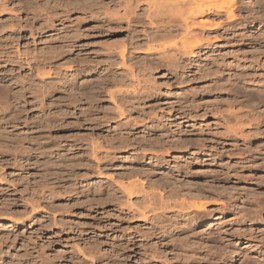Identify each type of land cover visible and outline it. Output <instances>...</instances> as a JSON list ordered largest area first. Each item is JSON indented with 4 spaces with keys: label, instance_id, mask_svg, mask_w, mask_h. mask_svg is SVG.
<instances>
[{
    "label": "rangeland",
    "instance_id": "374dc122",
    "mask_svg": "<svg viewBox=\"0 0 264 264\" xmlns=\"http://www.w3.org/2000/svg\"><path fill=\"white\" fill-rule=\"evenodd\" d=\"M158 1L128 24L125 0H0V264H264V14L243 0L235 28L206 17L226 22L204 30L214 46L170 62L136 45L180 24H148ZM181 37L153 45L174 52ZM120 45L142 67L119 95L125 116L105 91L127 74ZM127 181L144 192L128 199ZM171 191L209 203L200 224L177 207L159 213L183 231L136 216Z\"/></svg>",
    "mask_w": 264,
    "mask_h": 264
},
{
    "label": "bare ground",
    "instance_id": "6f19581e",
    "mask_svg": "<svg viewBox=\"0 0 264 264\" xmlns=\"http://www.w3.org/2000/svg\"><path fill=\"white\" fill-rule=\"evenodd\" d=\"M127 1H129L130 5H128L126 3ZM142 1H148V0H125V2H124L125 3V5H124L125 11H124L123 16L128 21V24H131L132 21H134V22L138 21L141 18V16L138 13L136 14V12L133 9H138L141 6ZM221 1H223V0H221ZM242 1L243 0H228L229 5H227V3H225V2H223L224 3L223 5H220V4H214L215 1H213V0H208V1L207 0H160V3L158 1V4H157V2H156V4H153L154 6L156 5L157 6L156 8L159 9V10L156 9V12H152V9H151L152 4L148 3L149 8H147L148 10L146 12H144V14L146 15V20H147L148 24H151V25L155 24V18L158 17L157 15H163L164 13L167 14L168 12L179 15L178 17L180 20H178V21H180V24H178V26H171L170 27L168 25L167 26L165 25L164 27L156 28V29H154V31H156L154 33H149V32L147 33V31H144L146 38H147V40H146L147 42L144 45L139 44V43L136 44L137 50H142L143 47H145V50L148 54L151 55L152 53L156 52V54L158 56H160L163 60H164V58L168 57L169 54L172 53V54H174V57L171 58L172 60H170L168 58V60L170 62H173V60H175V58L176 59L178 58L177 60L179 61V56L182 55L183 53H185V54L188 53V54L193 55V54H195V51H194L195 49L199 50V49L204 48L205 45L207 47H210L212 45V43L210 44V41L206 42L207 44L203 45V43L205 42L204 40L207 41V39L205 37L206 32L204 31L206 28L208 30H209V28L210 29H215V28L218 29L221 27L224 28L223 26L226 24V22L224 25H223V23H212L210 20L205 19V18L206 17H209V18L214 17L216 19L219 18L221 20V18L226 17L227 21L229 22L227 25L230 28L231 27L235 28V27H237L236 21H235V19H236L235 8H236L237 3H241ZM248 1H250L249 2L250 5H252V4L254 5V9L253 8H247V7H245L243 9V8L239 7L238 10H241V9L245 10L246 9V12L255 11L258 14L259 13L264 14V0H248ZM216 2H218V1H216ZM132 16H136V18L133 19ZM170 23L173 24L172 20L170 22H168L167 24H170ZM195 27L201 29L202 31L199 33H197V32L195 33L192 30V28L195 29ZM176 28H181L182 32L181 33L178 32L177 30H175ZM177 33L181 34V36H182L181 39L179 40L181 49H178V50L175 49L174 52H170L169 49H167V48L165 49V47L163 45L164 43L162 45L160 44L161 49L158 48L159 46L155 47L156 45L155 46L153 45V43H155V42L159 43L161 41L164 42V41H168L170 39H174L175 37H177L179 35ZM175 40H176V38H175ZM175 44H177V43H175ZM212 46H214V45H212ZM117 48H118L119 55L121 57V65L120 66L122 68H120V70L122 72H124V74L125 73H127V74L124 78H114V79H112V81H109V84L107 86L108 88L106 87L105 91H106L107 95L110 97V99H112L115 102L116 109L118 110V112L122 116L123 115L125 116V114L130 113L132 110L122 100L121 94H124L122 89L129 88V87H131V85H133L132 82L134 81L135 78L137 79L136 75L138 72H136V70H138V69L140 70L142 67H141V65H138V64H136L135 66L129 65L130 67H128V63H127V59H126V55H125L126 46L120 45ZM174 48H176V47H174ZM171 66L174 68H179L180 64L176 62L175 64H171ZM38 67H39V71L41 73L42 67H40V66H38ZM145 69L153 71L155 68H154V66L153 67L150 66V67H147ZM115 73H117V72H115ZM125 80H127V81H125ZM242 80H244V79H241L240 81H242ZM137 84L139 85V82ZM111 88L115 89V90H112ZM262 89H264V87ZM83 90H85V89L83 88ZM83 90L81 89V91H83ZM136 90H137V88H134V91H136ZM48 94L51 95L50 89L48 90L47 87L45 86L44 92L42 93V96L39 97V98H41L40 105L43 106L45 104L46 99L49 97ZM119 95H121V96H119ZM231 114H232V112H231ZM232 116L234 117L235 115L233 114ZM240 117H241V115H240ZM240 117H239V119H238V117H236V119H237L236 121L238 124L241 123V121L243 120ZM14 119H15V117L13 116L11 118V120H14ZM252 122H254V118L251 121V123ZM48 125H49V123H48ZM240 125H242V124H240ZM236 127H238V126H235V128ZM239 128L240 127H238V130H240ZM229 130L231 132L232 131L235 132V130L231 127L229 128ZM238 130H237V132H238ZM228 131H227V133H230ZM3 139H5V138L3 137ZM26 140L27 139H22L20 141L19 145H16L18 143V141H17V143H14L13 142L14 140H13L12 141V143H13L12 149L15 150L14 152L19 151L18 149L19 148L21 149V147H23ZM9 141H10V139H9ZM96 149L97 148H95V150ZM180 170L181 169L179 168L178 171H180ZM99 175L102 177L103 173H100ZM140 186L141 185L137 181H127V182H122L119 184L120 190L123 192L124 196H126L130 200L134 195L139 194L142 191L144 192V190L141 188L142 186L141 187ZM160 192H162V190ZM160 197H161L160 200H155L154 202L149 201V204H147L146 201H144L145 203L144 202L141 203L140 206L136 209L135 214H136V216L141 218L146 223L157 222L156 223L157 228L161 229L163 231V233H168V230H170V229H178L180 231H183L184 229L180 228V226H179L180 223L177 221V219H169L168 221H161L162 217L164 216V214H160L161 211L164 212L168 208H171V207L176 208L177 207V208H180L181 211H183V213L182 214L180 213L179 216H181L182 218H187V220H186V222H184V224L187 222H188L187 224H189L190 222H196V223L200 224V222H202V220H203V217H205V216H203L204 213L209 208V203H207V202L202 203V201H201L200 203H196V202L195 203H189L190 202V201L188 202L189 196H187L185 194V192H183V191L182 192L171 191L168 193L167 197H165L163 195H160ZM171 202H174V204H171ZM222 207H225V206H222ZM159 211H160V213H159ZM185 211H188V212H185ZM207 212H209V211H207ZM10 213H11V215L14 214L13 212H10ZM10 217H12L11 219H9L11 222H16V221L18 222V220L20 219V218L19 219L16 218L17 216L16 217L10 216ZM218 219H220V218L218 217ZM218 219L216 217V220H218ZM217 233H219V232H217ZM215 234L216 233L214 232L213 235H215ZM208 235H209V233H208ZM211 235H212V233H211ZM209 237L210 238H208V239L211 240L212 242L215 240L212 236L209 235ZM153 260H157V259H153ZM246 264H248V263H246Z\"/></svg>",
    "mask_w": 264,
    "mask_h": 264
}]
</instances>
